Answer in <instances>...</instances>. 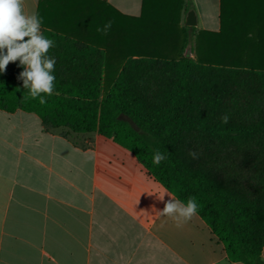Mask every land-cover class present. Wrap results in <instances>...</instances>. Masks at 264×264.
<instances>
[{
	"label": "trees",
	"instance_id": "1",
	"mask_svg": "<svg viewBox=\"0 0 264 264\" xmlns=\"http://www.w3.org/2000/svg\"><path fill=\"white\" fill-rule=\"evenodd\" d=\"M236 3L224 0L219 33L198 35V58L180 29L184 0H143L138 18L117 12L110 44L122 63L114 65L97 30L107 17L83 16L80 0H40L41 32L54 41V92L42 94L44 104L31 98L17 78L24 68L10 62L0 73V110L36 114L47 132L83 149L95 133L113 140L178 200L196 199L232 262L264 264V45L253 38L264 33L231 30Z\"/></svg>",
	"mask_w": 264,
	"mask_h": 264
},
{
	"label": "crops",
	"instance_id": "2",
	"mask_svg": "<svg viewBox=\"0 0 264 264\" xmlns=\"http://www.w3.org/2000/svg\"><path fill=\"white\" fill-rule=\"evenodd\" d=\"M236 1L231 30L264 33V0ZM39 4L25 0V11L38 13ZM78 9L107 17L109 47L117 12L138 18L143 0H80ZM223 9L224 0H184L187 54L195 58L200 33L222 30ZM253 38L264 45V37ZM88 138L93 142L83 149L47 132L36 114L0 110V264H243L229 259L198 214L180 224L158 216L153 208L162 211L170 196L177 198L130 151L98 133ZM163 190L168 195L160 201Z\"/></svg>",
	"mask_w": 264,
	"mask_h": 264
},
{
	"label": "clouds",
	"instance_id": "3",
	"mask_svg": "<svg viewBox=\"0 0 264 264\" xmlns=\"http://www.w3.org/2000/svg\"><path fill=\"white\" fill-rule=\"evenodd\" d=\"M42 19L36 11H25V0H0V73L6 71L10 62L19 61L24 68L18 79L23 81V88L29 90L31 98H39L41 104L46 103L44 95H52L55 88V58L49 57V50L54 47V41L46 38L41 32ZM111 28L108 22L103 29L107 32ZM227 115L222 117L228 122ZM195 156V153L192 154ZM165 156L157 151L153 163L159 165ZM152 195L153 193H148ZM167 190L161 191L157 199L164 201ZM153 211L158 216L175 219L178 224L191 220L198 211L194 197H189L187 203L170 196L161 210Z\"/></svg>",
	"mask_w": 264,
	"mask_h": 264
},
{
	"label": "water",
	"instance_id": "4",
	"mask_svg": "<svg viewBox=\"0 0 264 264\" xmlns=\"http://www.w3.org/2000/svg\"><path fill=\"white\" fill-rule=\"evenodd\" d=\"M187 21H188V25H196V15L193 11H190L189 14H188V18H187ZM119 119L120 120H123V121H127L128 123L131 124V126L136 130V131H140V127L134 122L133 119H131L129 116L127 115H124V114H121L119 116Z\"/></svg>",
	"mask_w": 264,
	"mask_h": 264
},
{
	"label": "rangeland",
	"instance_id": "5",
	"mask_svg": "<svg viewBox=\"0 0 264 264\" xmlns=\"http://www.w3.org/2000/svg\"><path fill=\"white\" fill-rule=\"evenodd\" d=\"M125 34H126V37H127V32L126 33L124 32V41H125ZM125 43H126V41H125ZM125 46H126V44H125ZM108 56H109L108 58L110 59V61H111V59H114V61H111V63H113L114 65H117V64H121L122 63V59L121 58H117L118 54L115 53V49H114V47L112 45L109 46ZM194 56H195V58H198L197 45L195 47V55ZM80 142L82 144H84V141L81 138H80Z\"/></svg>",
	"mask_w": 264,
	"mask_h": 264
}]
</instances>
